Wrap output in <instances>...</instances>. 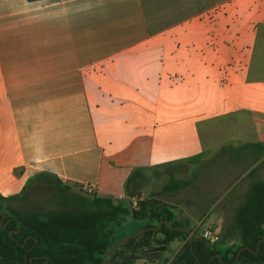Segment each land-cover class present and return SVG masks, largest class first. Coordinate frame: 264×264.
I'll list each match as a JSON object with an SVG mask.
<instances>
[{
    "label": "crops",
    "instance_id": "0c3cea01",
    "mask_svg": "<svg viewBox=\"0 0 264 264\" xmlns=\"http://www.w3.org/2000/svg\"><path fill=\"white\" fill-rule=\"evenodd\" d=\"M217 116L227 138L204 145ZM134 168L173 214L181 183L228 191L227 228L264 183V0H0V195L54 175L116 204Z\"/></svg>",
    "mask_w": 264,
    "mask_h": 264
},
{
    "label": "trees",
    "instance_id": "16d2710c",
    "mask_svg": "<svg viewBox=\"0 0 264 264\" xmlns=\"http://www.w3.org/2000/svg\"><path fill=\"white\" fill-rule=\"evenodd\" d=\"M140 175L138 168L132 169L124 182L128 189L132 175ZM53 181L65 186L54 176ZM138 194V193H137ZM151 192L141 197L135 209H129L131 216L144 221L143 231L123 238L119 243L112 239L111 230L101 221L98 214H63L50 217L20 219L11 216L4 208L6 200L17 195H0V264H129V258L114 259L117 252L135 250L147 244L148 235L158 233V242L169 245L173 241H183L171 257L173 264H229L236 251L237 260L251 261L252 264H264V183L256 184L236 210L235 240L223 250L205 244L200 237L188 240L187 232L181 228H169L166 224L188 228L174 218L168 203L155 197ZM90 202L96 207H107L115 211L126 210L120 203L113 204L109 197L91 194ZM7 219V221H6ZM159 221L156 229L151 228ZM194 231V230H193ZM125 245V248L122 246ZM108 260V261H107Z\"/></svg>",
    "mask_w": 264,
    "mask_h": 264
},
{
    "label": "rangeland",
    "instance_id": "374dc122",
    "mask_svg": "<svg viewBox=\"0 0 264 264\" xmlns=\"http://www.w3.org/2000/svg\"><path fill=\"white\" fill-rule=\"evenodd\" d=\"M225 116H217L213 117V119L201 120L197 123L198 137L201 140V143L204 145L215 144L227 138L228 133L225 128L229 126V119H227L228 117L225 118ZM164 170L173 172L172 176L175 179L186 180L187 178L185 168L176 167ZM164 174H153L154 178L152 184L149 186L154 189L158 182L167 179L168 176ZM159 175L160 181L156 179ZM248 175H250V173ZM149 178L150 177L147 176L142 181L139 176L132 175L128 183V189L144 197V194L141 192V187L148 182ZM181 187L184 188V192L182 195L176 196L177 198L175 202L177 205L173 208V216L182 224L188 226L190 224V228L196 226V223L199 221L202 223L211 222L214 224L211 220L219 219V213L221 212L222 206L227 204L228 200L233 196L228 195V191H225L224 193H219L217 195L213 194V192L206 195H192V198L190 199L186 195L187 184L181 183ZM76 189L77 190L75 191H70L66 187L57 185L52 179L45 177L40 183L30 182L27 186L25 185L24 190L17 194V197L5 201L4 208L11 216H16L20 219H32L34 217L46 218L63 214H98L104 225L111 230V236L112 239L115 240V243H121L120 241L124 237L132 235L133 233H139L145 228L143 220L135 219L131 216L127 196L119 199L120 204L123 205L126 210L115 211L107 207L94 206L89 200L91 192H85L80 187H77ZM156 198L161 200L158 197ZM241 202L242 201H240V203ZM238 203L233 201L229 203V217L227 218V222H230L229 228L224 225L222 226V224L218 226L217 222L216 225L214 224L218 230L219 237L213 244L220 250L225 248L226 242L229 240H235L236 234L235 229L233 230V226L236 220ZM155 224L153 226H155ZM152 236L159 238L160 235L155 233L150 236L149 234L148 239L150 240L147 241V244L137 247L135 250L128 251L125 249L123 252L119 251L114 256L120 260L128 258L129 255L133 254L144 258L146 261L154 258L158 260L157 264H164L165 260L169 259L183 242L175 240L168 245V248H161L159 246L164 243L153 240V238H150ZM205 244L211 245L208 243ZM122 247L125 248V245ZM234 259L235 258L232 259L230 264H252L251 261L237 260V258Z\"/></svg>",
    "mask_w": 264,
    "mask_h": 264
},
{
    "label": "built area",
    "instance_id": "2783aa9c",
    "mask_svg": "<svg viewBox=\"0 0 264 264\" xmlns=\"http://www.w3.org/2000/svg\"><path fill=\"white\" fill-rule=\"evenodd\" d=\"M80 188L85 192H92L91 187L89 185H82V187ZM127 198L129 202V209H135L141 196L137 193H132L128 194ZM193 230L194 232L196 231L195 233L198 237H200L203 241L208 244L214 243L219 237V233L216 229V226L211 222L202 223L199 221L198 223H196V226L193 227Z\"/></svg>",
    "mask_w": 264,
    "mask_h": 264
},
{
    "label": "water",
    "instance_id": "95a60500",
    "mask_svg": "<svg viewBox=\"0 0 264 264\" xmlns=\"http://www.w3.org/2000/svg\"><path fill=\"white\" fill-rule=\"evenodd\" d=\"M4 213H5L4 210H0V214H1V216H3ZM166 225H167L169 228H173V227H175V228H181V229H183L184 231H186L190 237L193 235L192 230H190V229H188V228H186V227L174 226V225H169V224H166ZM158 226H159V221L156 222V224H155V226H153V228L156 229ZM137 233H138V232H137ZM137 233H133L132 235H135V234H137ZM127 237H128V236H127ZM127 237H124V238H127ZM195 238L197 239L198 237L195 236ZM238 251H239V249L236 251V255L234 256L235 259L237 258ZM106 253H107V251L105 252V254H104L103 257H102V263H101V264H103V263L105 262V255H106ZM235 259H234V260H235ZM219 262L221 263L220 259H219ZM229 264H230V263H229Z\"/></svg>",
    "mask_w": 264,
    "mask_h": 264
},
{
    "label": "flooded vegetation",
    "instance_id": "af4514ba",
    "mask_svg": "<svg viewBox=\"0 0 264 264\" xmlns=\"http://www.w3.org/2000/svg\"><path fill=\"white\" fill-rule=\"evenodd\" d=\"M6 221H7V219H6ZM151 228H153V226H150ZM154 229V228H153ZM196 236H197V234L196 233H194ZM198 237V236H197ZM206 243V242H205ZM171 244V243H170ZM169 244V245H170ZM159 247H161V248H163V247H166V248H168V245H165V244H163V245H161V246H159ZM215 256H217L218 257V259H220V257H219V255L217 254V253H215L214 254ZM203 263H208L207 261H205V262H203ZM202 263V264H203ZM221 264V263H220Z\"/></svg>",
    "mask_w": 264,
    "mask_h": 264
}]
</instances>
